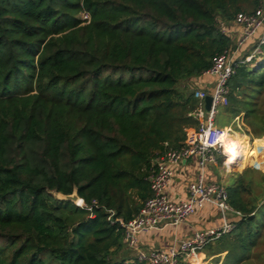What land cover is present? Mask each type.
I'll return each mask as SVG.
<instances>
[{
	"label": "trees",
	"instance_id": "16d2710c",
	"mask_svg": "<svg viewBox=\"0 0 264 264\" xmlns=\"http://www.w3.org/2000/svg\"><path fill=\"white\" fill-rule=\"evenodd\" d=\"M258 3L0 0V264H143L122 255L116 220L138 213L153 160L197 127L195 80L232 45L220 24ZM259 51L235 69L225 108L251 139L264 136ZM225 188L239 218L207 247L253 264L264 175L246 168ZM74 193L85 207L56 197Z\"/></svg>",
	"mask_w": 264,
	"mask_h": 264
},
{
	"label": "built area",
	"instance_id": "2783aa9c",
	"mask_svg": "<svg viewBox=\"0 0 264 264\" xmlns=\"http://www.w3.org/2000/svg\"><path fill=\"white\" fill-rule=\"evenodd\" d=\"M89 20V16L86 15ZM240 29L236 49L232 47L217 54L211 67L202 73V77L214 80L212 93L203 88H196L194 98L197 107L192 117L197 121V127L186 130L185 140L182 145L174 150L156 157L148 172L147 182L151 196L145 200L138 213L129 221L116 220L123 231V243L130 251L136 252V261L143 264H178L181 257L185 264H197L199 253L209 244L215 242L223 235L229 234L235 228V223L229 222L226 213L234 211L228 204V194L225 186L220 183H205L202 171L208 166L217 164V158L223 159L225 170L233 169L243 158L254 150L255 142L244 130L242 118L237 116L233 122L224 127H218L214 120L219 108L229 105L228 81L234 75L239 64L250 62L259 47L264 44V0H259L257 8L250 13H238L234 22ZM221 32L228 36L226 26L220 24ZM262 29L258 46L252 56L244 61L234 59L236 50L252 39ZM211 97L209 110L205 109V99ZM240 136L244 141V148L229 163V158L224 154L225 144L229 138ZM246 152V153H245ZM197 159L200 174L196 181L187 186L188 197L184 201L175 202L168 196V189L173 180L175 169L184 162ZM96 205V202H92ZM203 204H211L218 208L223 225L217 229H208L195 232L190 238L179 243L177 249L155 250L144 252L137 248V237L167 225L176 226L183 223L186 218L195 213ZM78 207H85L83 201L76 203ZM238 214V213H237ZM239 216V214H238Z\"/></svg>",
	"mask_w": 264,
	"mask_h": 264
},
{
	"label": "crops",
	"instance_id": "0c3cea01",
	"mask_svg": "<svg viewBox=\"0 0 264 264\" xmlns=\"http://www.w3.org/2000/svg\"><path fill=\"white\" fill-rule=\"evenodd\" d=\"M226 30L228 33V37L231 39L232 42L231 47L234 51L236 49V43L239 38L240 29L234 23H231L226 25ZM261 32L259 33L258 31L252 39L247 41L241 48L236 50L237 52L234 55L235 60L244 61L246 58L253 55L255 49L258 46V40L260 38ZM195 82H196L195 83L196 88L205 89L209 93V95L212 93V83L214 82L213 79L208 77H200L196 79ZM237 116H240L242 118L244 130L246 133H248L249 129L246 127L244 123L243 113ZM235 117L232 118L230 124L233 122V119ZM224 126H228V125H224ZM247 135L249 136V134ZM229 139H230L229 141L239 140L237 145L239 147L238 153H240V150L244 148V144H245L243 138H241L240 136H235ZM252 140L255 142L254 150L251 154L245 156L243 160L236 165V167L240 169L238 173H231L230 175H228L229 170H233L235 167L233 169L225 170V168L222 165L223 159L221 157H218L216 165L209 167L207 166L202 171L204 182L205 183L216 182L225 186L232 183L235 174H241L242 171L245 170L246 168L255 169L264 175V136L261 137L260 139H252ZM215 169L219 171L220 176L222 175L220 173L223 172L222 175L223 177L222 176L220 177L218 174L217 176L214 172ZM200 172L201 171L197 159H193L181 163L175 169L173 180L167 191L170 199L175 202L186 200L188 197L187 186L189 183L197 180ZM221 181H224V183H221ZM238 214L237 212L234 211L233 214L228 215L227 220L229 222L236 223V221L239 218ZM223 223L224 221L222 219V216L218 208H216L211 204H203L202 207L198 208L194 214L186 218L183 223H180L176 226L167 225L158 229L151 230L148 233L138 235L137 248L144 252H150L155 250H168L171 248L177 249L181 241L190 238L195 232L205 231L208 229H217L220 228L223 225ZM214 244L215 243L213 242V244L211 245L212 248ZM125 249L126 250L122 255L131 260L133 259L136 260V252L130 251L129 249H127L126 246ZM211 249L205 247L199 253V257L196 260V263L221 264L225 253L217 255L214 254V252H211Z\"/></svg>",
	"mask_w": 264,
	"mask_h": 264
},
{
	"label": "rangeland",
	"instance_id": "374dc122",
	"mask_svg": "<svg viewBox=\"0 0 264 264\" xmlns=\"http://www.w3.org/2000/svg\"><path fill=\"white\" fill-rule=\"evenodd\" d=\"M79 17H80L82 20H87V19H86V14H85V13H81V14L79 15ZM87 21H88V20H87ZM262 28H264V25H263ZM261 30H262V29L259 30V33L261 32ZM259 60H260V59H257L256 61L258 62ZM232 118H233V116H232L231 114H229V113L225 110V108H219V109H218V114H217V116H216V118H215V120H214V124H215L216 126H218V127H221V126H224V125H229L230 122L232 121ZM250 169H251V168H250ZM239 170H240V169H239L238 167H235L233 170H229L228 175H230L231 173H238ZM214 172H215L216 175H217V174L219 175V171H218L217 169H215ZM259 173H261V172H259ZM220 174L223 175V172H221ZM218 175H217V176H218ZM222 175H221V176H222ZM219 176H220V175H219ZM221 176H220V177H221ZM254 176H256L255 178L258 179L259 174L255 173ZM222 177H223V176H222ZM221 183H224V181H221ZM255 190H256V192L259 191L258 189H255ZM228 215H229V213H226L227 218H228ZM258 216H259V218H261L262 216H264V208L259 212V214H257V217H258ZM262 240H264V229H263V233H262ZM125 250H126V249H125ZM125 250H124V251H125ZM256 253H260V254H262L263 257L260 258V259H256V260H254V263H253V264H264V245L258 247L257 250H256Z\"/></svg>",
	"mask_w": 264,
	"mask_h": 264
},
{
	"label": "bare ground",
	"instance_id": "6f19581e",
	"mask_svg": "<svg viewBox=\"0 0 264 264\" xmlns=\"http://www.w3.org/2000/svg\"><path fill=\"white\" fill-rule=\"evenodd\" d=\"M229 140L230 139H228V141L225 144L224 154L229 158L228 162L230 163L231 160L233 159L232 157H235L236 154H238L239 147L237 143H235L234 141H229ZM77 203H80V200H78Z\"/></svg>",
	"mask_w": 264,
	"mask_h": 264
},
{
	"label": "water",
	"instance_id": "95a60500",
	"mask_svg": "<svg viewBox=\"0 0 264 264\" xmlns=\"http://www.w3.org/2000/svg\"><path fill=\"white\" fill-rule=\"evenodd\" d=\"M210 103H211V97L208 96V97L205 99V109H206V110H209V108H210ZM56 197L59 198V199L68 200V201L74 203L75 205H76L77 201L80 200V199L77 197V195H76L75 193L72 194V195H69V196L56 195Z\"/></svg>",
	"mask_w": 264,
	"mask_h": 264
}]
</instances>
